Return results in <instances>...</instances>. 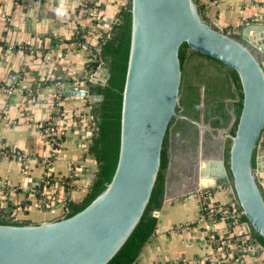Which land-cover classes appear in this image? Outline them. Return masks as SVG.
Segmentation results:
<instances>
[{
    "label": "water",
    "instance_id": "water-1",
    "mask_svg": "<svg viewBox=\"0 0 264 264\" xmlns=\"http://www.w3.org/2000/svg\"><path fill=\"white\" fill-rule=\"evenodd\" d=\"M127 1L115 36L95 48L102 64L88 89L69 81L63 88L100 100L93 149L101 170L91 192L59 219L0 223V264H131L156 217L162 221L159 210L156 217L151 212L165 196L172 119L216 131L218 155L202 159L198 175L211 185L229 184L241 221L261 244L250 236L249 249L264 253V183L258 179L264 171V20L245 24L235 36L207 21L197 0ZM195 52L226 69L238 94L225 135V128L178 113L181 67Z\"/></svg>",
    "mask_w": 264,
    "mask_h": 264
},
{
    "label": "crops",
    "instance_id": "crops-1",
    "mask_svg": "<svg viewBox=\"0 0 264 264\" xmlns=\"http://www.w3.org/2000/svg\"><path fill=\"white\" fill-rule=\"evenodd\" d=\"M81 1L0 0V181L6 186L0 193V207L14 222L64 217L67 202L84 199L97 168L87 152L93 135L89 106L85 97L67 95L63 88L66 81L73 82V74L84 67L89 53L99 47L102 33L116 24L127 0H98L101 22L97 25L84 17ZM203 1L207 21L234 34L245 24L264 20V0ZM79 35L83 45L75 41ZM54 75L63 81L47 85L45 79ZM12 76L16 77L15 89L8 93L4 88ZM52 115H59L56 126L62 140L59 156L49 164L45 161L51 151L41 125ZM210 136L205 140L200 131L193 149H174L160 209L162 221L134 264H264V253L249 249L250 228L223 220L210 227L212 233L229 239L231 252L222 260L208 258L211 248L199 221L196 192L202 187L198 185L199 162L218 155ZM259 146L264 154V130ZM17 152L25 155L24 165ZM47 171L52 183L42 202L36 186ZM258 179L264 183V171L258 173ZM211 184L208 189L214 199L227 203L231 197L227 188ZM179 225L183 226L174 229Z\"/></svg>",
    "mask_w": 264,
    "mask_h": 264
},
{
    "label": "built area",
    "instance_id": "built-area-1",
    "mask_svg": "<svg viewBox=\"0 0 264 264\" xmlns=\"http://www.w3.org/2000/svg\"><path fill=\"white\" fill-rule=\"evenodd\" d=\"M81 3H82V11H83L84 17L86 19H89L90 24L97 25L98 23H100L101 17L99 16L100 10L98 8V0H82ZM94 59H95V54L93 53V51H91L87 57V62L93 61ZM99 66L100 65H98V67ZM99 72H100V69L91 71L89 68L86 67V64H85L81 70H77L73 74L74 80L72 82V85L73 86L75 85L76 87H79V88L86 87L84 80L90 81L92 76H96V74ZM10 80L11 82L6 84L4 88L8 93H11L15 89L14 83L16 82V77L12 76ZM58 119H59V115H52L47 121H45L41 125V131L45 137V143L46 145L49 146L50 151H51L50 159L45 161L47 163L49 162L51 163L52 159L59 156V146L62 140V132H60V130L56 126ZM91 119L93 118L91 117ZM5 151H8V150L5 149ZM16 156L18 159L22 161V164L24 165V161L26 160L25 155L23 153L17 152ZM43 182L47 187H49V185H51L52 183V179L48 171L46 172L45 179L43 180ZM0 186H1L0 193L2 194L4 190L2 189L3 184L1 183V181H0ZM224 187H226L227 191L231 194V197L227 203L217 202L213 197V193L208 189V187L199 188L196 192V195L198 198V205L200 209L199 221L203 225V227H205V230L207 231L206 239H207L208 245L211 248V252L208 258L211 260L212 259L222 260L223 257H226L231 252V249L228 247L229 239L224 240V238H220L215 233H212L210 222L215 223L218 220L219 221L223 220V221H227L228 223H230V225L234 224V225H239L240 227L244 226L245 229L246 228L249 229L248 223L245 221H241L240 219L242 215V210L240 209V207L238 206L235 200L231 187L229 186V184H226ZM45 189L41 191L37 190V193H39L40 199L42 202L45 200V195H44ZM64 210L66 213V210H67L66 206L64 207ZM1 212L3 214L2 217H5L8 221H15L11 216H7L8 214H6L4 210H2ZM182 226L183 225L176 226L174 227V229L181 228ZM178 262L179 261L167 263V264H179ZM184 263L185 262L181 261V264H184Z\"/></svg>",
    "mask_w": 264,
    "mask_h": 264
},
{
    "label": "trees",
    "instance_id": "trees-1",
    "mask_svg": "<svg viewBox=\"0 0 264 264\" xmlns=\"http://www.w3.org/2000/svg\"><path fill=\"white\" fill-rule=\"evenodd\" d=\"M197 1H200V8L201 9H204L205 7V4H204V1L203 0H197ZM128 1H126V4L122 7V9L118 12V19H119V23H116V24H114L113 25V27L110 29V31L108 32V33H102V35H101V39H100V41H99V46H100V49H101V47L103 46V44L106 42V41H108V40H110L111 38H113L114 36H115V34H116V32L118 31V29H119V27H120V25L122 24V21H121V19L123 18V12H124V10L127 8V6H128ZM223 31L224 32H226V33H229V34H231V35H235V36H237V34H234V33H231V32H228V30L227 29H223ZM75 41L76 42H80V43H82L83 44V39H81V36L79 35L78 36V38L77 39H75ZM100 49H99V51H96V50H92L93 51V53L95 54V59L93 60V61H88L87 63H86V67L87 68H89L91 71H94V70H97V67H98V65H101L102 64V59H101V55H100ZM191 55H199V56H203V57H206V56H204V55H202V54H200V53H197V52H195V53H193V54H190V55H188L187 57H185V59H184V61H183V64H182V67H181V71H182V78H181V85H180V94H181V98H180V104H181V106L182 107H184L185 108V112H190V111H192L193 109H192V105H194V111L196 112V114L197 113H200V109L198 108V107H196L195 106V100L192 98V90L194 89V86L193 85H188L187 83H185V79H184V76H185V65H186V61H187V58L189 57V56H191ZM208 58V57H207ZM210 59V58H209ZM212 60V59H211ZM217 63V62H216ZM218 64V63H217ZM219 65V64H218ZM220 66V65H219ZM221 67V66H220ZM225 71H227L226 69H225ZM227 73H228V76H229V78H230V80L232 81V79H231V76H230V73L227 71ZM46 81V84L48 85V83L50 84V83H52V84H54V83H56V82H58V83H61L63 80H62V78L59 76V75H54L52 78H49V79H45ZM233 82V81H232ZM84 83H85V85H86V87H87V89H88V85H89V80H84ZM235 92H236V89H235ZM90 93V92H89ZM237 93V92H236ZM90 94H97V95H101V93H90ZM82 97H84V96H82ZM85 99H86V105H88L89 106V110H90V113H91V115H92V118H93V135H92V137H91V141H90V143H89V145H88V147H87V152H88V154H90L91 155V157L93 158V160H94V162H95V164H96V166H97V171L95 172V174H97V173H99L100 172V170H101V167H100V162H99V157H98V153L93 149V144H94V141H95V139H96V136H97V132H98V126H97V122L98 121H100V119H101V117H100V100H98V101H95V102H91L89 99H87L86 97H85ZM235 101H239V97H238V94H237V99L235 100ZM221 107V105L219 106V108ZM232 110H233V104H232ZM234 114V113H233ZM173 122V119L170 121V123H169V126H170V124ZM168 149H169V127H168ZM169 162H170V149H169V161H168V166H169ZM167 171H168V167H167ZM94 180H95V175H94V177H93V179H92V181H91V184H90V186H89V189H88V192H87V194L85 195V197H84V199L81 201V202H77V203H75V202H67L66 204H65V206H66V208H67V210H66V213H65V215L68 213V205H77V206H82L83 204H84V202L87 200V198H88V196H89V194H90V192H91V187H92V184H93V182H94ZM166 180H167V172H166V177H165V185H166ZM45 187H47L45 184H44V182H40L37 186H36V190H38V191H41V190H44L45 189ZM0 188H1V186H0ZM2 189L3 190H6V186H3L2 187ZM164 194H165V190H164ZM38 195H39V193H38ZM162 205H163V203H162ZM162 207V206H161ZM161 207H157V206H154L153 207V209H152V212H151V215L152 216H154L153 215V211H155V210H159L160 211V209H161ZM2 210H4V207L2 208V207H0V223H7V222H9L5 217H2ZM4 212H5V210H4ZM154 217H156V216H154ZM157 218V220H156V223H155V226H154V229H153V231H152V233H151V235L148 237V239L145 241V243H144V245L142 246V248H141V250H140V252H139V254L137 255V257L134 259V261L131 263V264H134L135 262H136V260L138 259V257H139V255H140V253H141V251L143 250V248L145 247V245L147 244V242L156 234V232H157V229H158V226H159V223H158V217H156ZM11 222H14V221H11ZM246 222V221H245ZM250 236L251 237H253V240L255 241V242H257V243H259L258 242V240L253 236V234L250 232ZM260 244V243H259ZM261 245V244H260ZM179 264H181V262L179 261L178 262Z\"/></svg>",
    "mask_w": 264,
    "mask_h": 264
},
{
    "label": "flooded vegetation",
    "instance_id": "flooded-vegetation-1",
    "mask_svg": "<svg viewBox=\"0 0 264 264\" xmlns=\"http://www.w3.org/2000/svg\"><path fill=\"white\" fill-rule=\"evenodd\" d=\"M194 56L195 55L189 56L187 58L188 62ZM194 74L195 76H193L187 84L194 86V89L192 90V98L195 100V106L198 107L201 111L200 113L196 114V112L194 111V105H192V111L185 112V108L182 107V110L178 109V113L197 120L202 124L211 125L214 128L228 127L229 129L234 121L232 102L237 99V93L235 92L233 85L229 86L225 80H215L213 79V77L209 76L207 73L204 74V72L200 70H196ZM230 101L232 102L230 103ZM220 105L221 107L219 108ZM178 120L183 123L185 129L187 130L186 133L195 134L196 138L198 137V133H200V131L197 126L185 120L173 119V122L170 124V126L173 123H176V121ZM227 131L225 132L227 133ZM215 132L216 131L213 130V133ZM203 133L204 138L209 135V132L206 129H204ZM169 149L171 153H173L174 148L172 142L170 141V136Z\"/></svg>",
    "mask_w": 264,
    "mask_h": 264
},
{
    "label": "rangeland",
    "instance_id": "rangeland-1",
    "mask_svg": "<svg viewBox=\"0 0 264 264\" xmlns=\"http://www.w3.org/2000/svg\"><path fill=\"white\" fill-rule=\"evenodd\" d=\"M185 68H186L185 69V76H184L185 83H188L189 80H191V78L193 76H195L194 72L196 70H200V71H203L204 74L207 73L209 76L213 77V79H215V80H225L228 83L229 86L233 85V88L235 89L234 84L230 80L227 71H225L224 68L221 69L222 67H220L215 61H213V60H211V59H209L207 57L195 55L189 62L187 60ZM227 78H228V80H227ZM181 97L182 96L180 94V98ZM231 102L232 101H230V103ZM180 109L182 110V108H180ZM230 109H231V107H230ZM234 118L235 117L233 115V120H234ZM221 128H226L225 131L229 130L228 127H221ZM186 131L187 130L185 129L183 123L181 121H179V120L176 121V123H173L169 127V136H170V141L173 144V148L174 149H178V151H180V152H182V150L185 147H187L189 149H191V148L193 149L194 141L196 140L195 134L186 133ZM210 134H211V132H209V135ZM212 134H214V133H212ZM216 134L217 133L215 132L214 135H216ZM209 135L206 136L204 139L205 140L210 139L211 136H209ZM194 136H195V138H194ZM197 140H199V137H198ZM171 161H172V153L170 151V162H169V165H170Z\"/></svg>",
    "mask_w": 264,
    "mask_h": 264
},
{
    "label": "bare ground",
    "instance_id": "bare-ground-1",
    "mask_svg": "<svg viewBox=\"0 0 264 264\" xmlns=\"http://www.w3.org/2000/svg\"><path fill=\"white\" fill-rule=\"evenodd\" d=\"M211 183H212V181L209 178L199 177V182H198L199 186L203 187V186H206V185H210ZM202 187H200V188H202Z\"/></svg>",
    "mask_w": 264,
    "mask_h": 264
},
{
    "label": "clouds",
    "instance_id": "clouds-1",
    "mask_svg": "<svg viewBox=\"0 0 264 264\" xmlns=\"http://www.w3.org/2000/svg\"><path fill=\"white\" fill-rule=\"evenodd\" d=\"M63 8V3H61V9ZM61 9H57V13L58 14H63V12L61 11Z\"/></svg>",
    "mask_w": 264,
    "mask_h": 264
}]
</instances>
